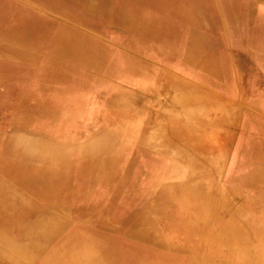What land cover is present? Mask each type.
<instances>
[{
  "label": "bare ground",
  "instance_id": "1",
  "mask_svg": "<svg viewBox=\"0 0 264 264\" xmlns=\"http://www.w3.org/2000/svg\"><path fill=\"white\" fill-rule=\"evenodd\" d=\"M29 1L57 14L62 21L31 9L22 1L0 0L1 36L9 43L24 42L48 55L43 57L41 67V52L26 57L28 54L20 50L0 47V98L9 104L17 89L45 92L47 100L57 106L51 118L56 125L49 127L61 134L66 145L56 146L40 136L29 139L33 136L23 134L12 135L14 143L0 146V264H179L186 253L180 236L166 232L157 239L153 209L141 191L146 188L163 196V186H152L171 179L172 173L168 176L159 171L155 151L164 144L176 146L175 166L179 167L178 162L185 163L186 153L197 151L205 139L211 151L210 127L229 123L233 116L243 123L245 139H253L259 147L260 121L254 112L264 115V88L240 97L243 106L252 109L244 116L240 114V104L233 108L212 100L224 74V44L230 46L234 42V34L242 23L237 22L233 29L227 19H211L201 0ZM218 3L215 0L211 6L219 9ZM252 22L256 34L249 35L240 45L264 74V43L260 41V37L264 39V13L253 17ZM88 32L110 40L102 41ZM110 42L113 45L106 44ZM142 57L158 61L164 71ZM164 74L169 85L162 79ZM176 74L211 89L203 93L176 78ZM94 88L103 89L113 124L110 133H99L89 142H80L72 135L74 121L85 103L77 91ZM146 88L166 93V101L181 109L170 113L158 108L156 101L150 106L141 95ZM228 97L236 98L234 94ZM198 102L204 104L205 110L192 108L191 112L204 123L200 129L190 113L182 112ZM68 108L71 111L66 118ZM122 117L128 119L127 124H121ZM142 118L156 119L161 126L146 142L138 141ZM138 145H142L140 157H131ZM261 145L263 160L264 144ZM257 173L255 181L264 176L260 168ZM230 185L229 189L234 186L232 181ZM211 190H181L180 197L188 205L186 217L182 219L174 213L171 217L190 232L214 236L216 243L226 244L232 251L239 247L252 249L251 256L263 262L264 253L251 245L254 238L264 240L263 211L255 219L244 220L248 207L240 205L237 190L226 189L219 196ZM112 195L108 206L114 211L116 201V211L102 219L100 228L74 225L77 214L101 210L105 198ZM256 198L264 205V189ZM119 200L131 205L125 208ZM67 201L76 202L74 212L62 209ZM47 204L61 206V214L68 213L66 222L73 223L70 232L56 242L64 218L57 217L60 212L55 210L35 208ZM166 209L163 206L161 212ZM226 219L230 225L222 227ZM243 256L239 261L225 259L221 264L260 263ZM192 263L193 260L189 262ZM205 264H213V260L206 259Z\"/></svg>",
  "mask_w": 264,
  "mask_h": 264
},
{
  "label": "rangeland",
  "instance_id": "2",
  "mask_svg": "<svg viewBox=\"0 0 264 264\" xmlns=\"http://www.w3.org/2000/svg\"><path fill=\"white\" fill-rule=\"evenodd\" d=\"M18 1H22L25 6L35 9L46 16L62 21L57 14L45 9V7L38 6L32 1ZM217 1L219 2V9H215L211 6V4H214L215 0H201L203 10L208 12V17L211 19L214 16L216 18L218 17V21L221 20L222 22L227 19L231 23L233 29L237 28V22L242 23V27L237 28L236 35L233 33L234 38L236 37L234 40L236 45L234 42H232L230 46L224 44L226 54L224 74L223 78L220 79L218 83L219 87L216 90L217 94L214 96L215 99L212 100L219 102L222 106L225 104V106L233 108L240 104L241 108H243L241 109L240 114L244 116V114H249L252 109L250 110L248 105L243 106L240 97L244 96V93L254 92V90L259 89V87L264 88V74L258 69L256 61L241 47L240 44L244 42L249 35L256 34L252 18L262 17V14L264 13V0H235L234 2H232L233 0ZM67 24L74 26L71 23ZM76 28L86 32L81 27ZM107 29H109V27H104V30ZM88 33L91 34V36L93 35L94 37L102 39V41L110 40L108 37L101 38L97 33ZM260 41L264 43L262 37H260ZM106 44L113 45V42ZM2 46L27 53L28 55H26V57L36 56L41 52V67L44 65L43 57H48L46 53H43L40 49L27 43L20 41H18V44L12 42L9 43L0 33V47ZM142 59L146 62L151 61L149 58L142 57ZM154 61L158 62L156 60ZM28 63L31 68H36V65L33 62ZM151 64L154 65L153 62H151ZM213 72L215 73V69ZM121 86L126 89L129 87L124 84ZM77 94L81 95L85 103L81 105L78 117L76 121H74L72 128L73 139H78L80 142H89L88 139L99 136V133H110L113 120H110L111 110L109 109L107 102H105L103 89L94 88L91 90H78ZM232 94L236 96L235 99H237V101L231 97ZM47 98L45 92L35 93L21 91L19 89L14 90V96L9 104L2 102L0 98V146H5L7 143L10 144L12 141L10 137L12 135L19 136L23 134L26 136H33V138L29 139H37L35 136H40V138L52 142L53 145L56 146L66 145L64 144L66 142H63L62 137H60L61 134L55 133V131L50 128L52 125H56L51 118L52 116H55L54 113L56 112L55 110L57 109V106L52 100H47ZM158 98L159 97L155 93L150 94V106L155 103ZM157 105L159 107L158 102ZM160 105L164 106V110H167L170 113H178L179 109L175 108V105H171V103H161ZM192 108L205 110L204 104L198 102L182 111L184 114L189 115L190 113L192 121L196 123L198 129H200L205 125L204 123H201L202 120L198 115H193L191 112ZM70 111L71 110L68 108L64 117L67 118ZM158 111L160 110L158 109ZM262 114L263 113L258 111L254 112V115L258 116V119H256L260 121V125L258 126L259 133H257L259 147L255 146L253 139H245L244 127H242L243 123L238 116L236 118L233 116L231 121L228 120L230 121L229 123L218 124L214 128L210 127L211 135L209 137L213 144L210 149L211 151H208L209 148L206 146L205 139L198 144L197 151H188L186 153L185 163L182 165L181 162H178L181 165L179 167L175 166V153L178 152L176 146L171 145L167 147V145L164 144L161 149L155 151L154 159L156 164L158 163L159 171L168 173V176H170L169 173H172L170 176L171 179L167 178L163 182L155 183L152 186L153 188H160L163 186L165 195L160 196V194L151 193L146 188L141 191V194L142 197L149 199V205L153 209L152 216L156 221L154 231L156 232L157 239H160V237L163 234H166V232H174L176 235L180 236L182 240L181 247L188 255L185 253L183 260H179V264H189L192 260V264H205L206 259L209 258L213 260V264H221L225 259L229 261H239L244 257L243 254L249 257L252 262L255 261V263L260 262L258 264H264V261L261 262V259H254L253 256H251L253 253V251H251L252 249L239 247L237 250L232 251L226 244L216 243L214 236H204L198 232H190L186 230L180 222L174 219V217H171L176 214H179L182 219L186 217L185 209L188 208V205L180 197L179 192L181 190L209 193L212 191L211 189H213V195L215 194L219 196L223 194L226 189L231 190L234 188L240 195V205L248 207L247 212L244 213L242 219H255L259 212L263 211L264 213V205H261L260 201L256 198L257 194L264 189V176H259L260 179L255 181L257 174H259L257 173L259 168L261 169V172L264 173V159L261 160L260 153L263 152L261 143L264 144V115ZM207 121L209 120L207 119ZM127 123L128 119L122 117L121 124ZM140 126L139 142H146L147 139L150 138V135L155 134L161 127L159 123L157 124L156 119L150 121L148 119L145 120L144 118L141 119ZM78 128H80L79 132ZM84 129L85 132L83 131ZM201 137L202 136L200 135V138ZM65 140L67 141V137H65ZM12 142L14 143V141ZM141 147L142 145L135 146L130 156L140 157ZM258 153L260 154L257 155ZM231 181L234 186L229 189L228 185L231 187ZM112 197L113 195L105 198L101 210L96 209V211L94 210V212L88 215L77 214L74 225L77 223L83 228H100L102 219L105 216H108L109 212L116 211V201L114 211L108 206ZM30 199L35 200L34 198ZM119 201L123 202L122 206L125 208H128V206L131 205V203L128 204L125 201ZM34 203L36 202L33 201L32 204ZM163 206L165 209L167 207V209L164 212H161ZM60 207L61 206L51 207L49 204H47L46 207L39 205L35 206V208L40 209V211L43 209L48 212L55 210L57 213L61 211ZM75 207V201H67L63 204L62 209L70 210L69 212L72 213L74 212ZM213 209H215V211L217 210L216 207ZM143 210L145 212V209ZM23 214L28 213L24 211ZM67 214L68 213L62 215L60 212L59 215H57V217L64 218V220L61 228L57 230L55 242L58 240V237H64L72 229L73 223L66 222L67 220L65 218H69ZM72 216H75L74 213ZM53 218L56 219L55 217ZM229 225V219H226L221 226L227 227ZM251 245H253L255 250L264 253L263 239L254 238Z\"/></svg>",
  "mask_w": 264,
  "mask_h": 264
},
{
  "label": "crops",
  "instance_id": "3",
  "mask_svg": "<svg viewBox=\"0 0 264 264\" xmlns=\"http://www.w3.org/2000/svg\"><path fill=\"white\" fill-rule=\"evenodd\" d=\"M150 62H153L154 63V65L153 66H155L156 68H158V69H160V70H163V66L162 65H160V63H158V62H155L154 60H152V61H150ZM164 71V70H163ZM176 78H178V79H182V80H185L186 82H188V84H190V86H192V87H196L198 90H200V91H202L203 93H206L207 91H209V89H211L210 87L208 88V87H203V86H201L200 84H198L197 82H195V81H192V80H190V79H188L187 77H185V76H182V75H179V74H176ZM163 81H164V83L165 84H167V85H169V83H170V81H169V79H168V77L166 76V74H164L163 75ZM139 93L140 94V91H137V90H135V93ZM136 93V94H137ZM145 94H144V96H143V94H141L144 98H146V100H149V95L150 94H152V93H155L159 98L157 99V101L156 102H158L159 103V107L158 108H160V109H165V107L164 106H161L160 104L161 103H166V104H170V102H168V101H166V93H160V92H158L157 90H152V91H150L148 88H146V91L144 92ZM214 96H215V93H214ZM171 105H175L174 107L175 108H178V109H181L180 108V106H178L177 104H175V103H172ZM190 106H192V105H188L186 108H188V107H190Z\"/></svg>",
  "mask_w": 264,
  "mask_h": 264
}]
</instances>
